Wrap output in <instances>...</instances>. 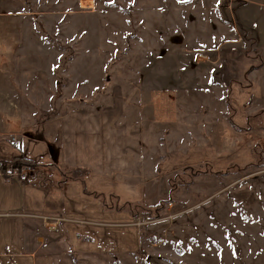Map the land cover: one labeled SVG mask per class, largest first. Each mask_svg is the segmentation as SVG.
Listing matches in <instances>:
<instances>
[{"label":"rangeland","instance_id":"rangeland-1","mask_svg":"<svg viewBox=\"0 0 264 264\" xmlns=\"http://www.w3.org/2000/svg\"><path fill=\"white\" fill-rule=\"evenodd\" d=\"M253 1L264 2L0 0V129L10 133L14 113L27 118L32 105L27 92L21 98L2 99V88L10 87V81L27 87L30 67L39 66L38 74L52 84L46 89L55 90L54 78L61 85L42 101L50 106V114L84 103L91 95L102 107L112 105L116 97L120 109L182 108L185 115L177 135L167 132L164 138L178 140L183 153L186 143L196 145L212 136L211 142L219 145L223 131L213 126L224 103L218 100L223 93L210 84V78L219 75L213 51L233 45L250 49L257 42L254 36L261 24L252 16L264 12V4ZM42 44L48 47L43 49ZM200 52L207 55V63L196 60ZM211 110L206 120L189 122ZM41 118L45 116H37ZM201 124L212 127L205 131ZM11 135L0 136V158L18 152ZM11 161L3 166L15 169ZM154 164L148 165L152 171ZM200 166L175 177L174 201L134 208L143 244L129 264H264V165L239 174L230 169L229 175L216 172L215 166ZM30 172L37 170L30 166L21 170L23 176ZM243 174L251 176L246 185ZM157 176L155 172L148 176L149 184L155 185H148V205L163 193L167 197L169 186Z\"/></svg>","mask_w":264,"mask_h":264},{"label":"crops","instance_id":"crops-1","mask_svg":"<svg viewBox=\"0 0 264 264\" xmlns=\"http://www.w3.org/2000/svg\"><path fill=\"white\" fill-rule=\"evenodd\" d=\"M252 18L261 26L250 49L233 45L213 51L219 75L210 78V84L223 93L218 100L224 103L213 126L223 131L219 145L211 142L212 136L196 145L186 143L183 153L178 140L164 138L167 132L177 135L185 115L182 108L120 109L116 97L112 105L102 107L91 95L84 103L50 114V106L42 101L61 85L54 78L55 90L46 89L52 84L38 74L39 66L30 67L27 87L10 81V87L2 88V99L21 98L27 92L32 105L27 118L14 113L10 133L18 141V152L0 161L20 153L37 172H30L25 181L15 172L7 177L0 173V264H129L143 244L134 208L174 201L175 177L182 170L198 164L229 175L230 169L239 174L264 165V44L259 38L264 41V12ZM211 112L189 122H202ZM38 115L45 118L38 120ZM200 127L208 131L212 126ZM10 133L0 129V136ZM152 161L155 171L148 168ZM154 172L169 188L167 197L163 193L148 205V185L155 186L148 176ZM248 174L241 176L243 185L251 179Z\"/></svg>","mask_w":264,"mask_h":264},{"label":"trees","instance_id":"trees-1","mask_svg":"<svg viewBox=\"0 0 264 264\" xmlns=\"http://www.w3.org/2000/svg\"><path fill=\"white\" fill-rule=\"evenodd\" d=\"M11 162L13 163V166H14V164H15V169L8 170L9 172H7V171L4 170L5 168L3 167V163L0 161V165L2 166V171H1V173H2L5 177H7V176L10 175L12 172H17V175L19 176V178H20L22 181H25V180L30 176L31 173L25 174V176H23L20 172H21V170H22V168H23L24 166H31V165H33L34 163H33L31 160H29V159L23 157L20 153H19L18 155H16V156L12 159ZM142 215H143V216H144V215L149 216L148 213H144V214H142Z\"/></svg>","mask_w":264,"mask_h":264},{"label":"built area","instance_id":"built-area-1","mask_svg":"<svg viewBox=\"0 0 264 264\" xmlns=\"http://www.w3.org/2000/svg\"><path fill=\"white\" fill-rule=\"evenodd\" d=\"M204 59H207V55L204 54V53H198L197 56H196V60L197 61H203ZM10 143L13 145V146H16L18 145V141L14 138V137H11L10 138ZM263 150H264V144H263ZM2 171V166L0 165V173ZM21 173V172H20ZM21 174H24V173H21Z\"/></svg>","mask_w":264,"mask_h":264}]
</instances>
